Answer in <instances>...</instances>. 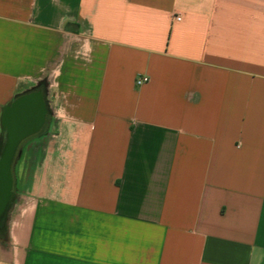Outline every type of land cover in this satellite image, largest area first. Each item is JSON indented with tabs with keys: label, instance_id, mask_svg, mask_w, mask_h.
<instances>
[{
	"label": "crops",
	"instance_id": "1",
	"mask_svg": "<svg viewBox=\"0 0 264 264\" xmlns=\"http://www.w3.org/2000/svg\"><path fill=\"white\" fill-rule=\"evenodd\" d=\"M40 86L0 264H264V0H0V144Z\"/></svg>",
	"mask_w": 264,
	"mask_h": 264
},
{
	"label": "water",
	"instance_id": "2",
	"mask_svg": "<svg viewBox=\"0 0 264 264\" xmlns=\"http://www.w3.org/2000/svg\"><path fill=\"white\" fill-rule=\"evenodd\" d=\"M47 108L42 90L21 95L7 107L3 126L7 130L0 144V219L4 217L13 194L12 166L18 147L25 139L40 132L46 122Z\"/></svg>",
	"mask_w": 264,
	"mask_h": 264
},
{
	"label": "rangeland",
	"instance_id": "3",
	"mask_svg": "<svg viewBox=\"0 0 264 264\" xmlns=\"http://www.w3.org/2000/svg\"><path fill=\"white\" fill-rule=\"evenodd\" d=\"M47 144L48 139L44 135L35 140L32 145L26 146L22 150V154L18 157L14 170L17 175V190H20L23 186V189H26L30 185L32 176L44 157Z\"/></svg>",
	"mask_w": 264,
	"mask_h": 264
},
{
	"label": "flooded vegetation",
	"instance_id": "4",
	"mask_svg": "<svg viewBox=\"0 0 264 264\" xmlns=\"http://www.w3.org/2000/svg\"><path fill=\"white\" fill-rule=\"evenodd\" d=\"M39 90H42V92H43L44 95H45V101L48 102V99H47V90H46V88H45L44 86H40L39 89H34V88H33V89H31V90L25 92L24 94H28V93H32V92H37V91H39ZM24 94H22V95H24ZM47 106H48V107H47ZM46 108H47L46 122H45L43 128L40 130V132H38V133H36V134L30 136L29 138L25 139L24 141H22V143L20 144V146L18 147V150H17V152H16V156H15V158H14V163H13L12 168L15 167L14 165L16 164L17 159H18V157L20 156V152L24 149V147L27 146L29 143H31V142L37 140L38 138H40V137H42V136H44V135L46 134V132H47V130H48V127H49V125L47 126V124L49 123V119H50V118H49V113L52 114L49 102H48V105L46 104ZM49 124H50V123H49Z\"/></svg>",
	"mask_w": 264,
	"mask_h": 264
},
{
	"label": "built area",
	"instance_id": "5",
	"mask_svg": "<svg viewBox=\"0 0 264 264\" xmlns=\"http://www.w3.org/2000/svg\"><path fill=\"white\" fill-rule=\"evenodd\" d=\"M177 19L180 20L181 18L178 17ZM146 82H148V78H147V77H139V78L136 80L137 85H143V84H145Z\"/></svg>",
	"mask_w": 264,
	"mask_h": 264
},
{
	"label": "trees",
	"instance_id": "6",
	"mask_svg": "<svg viewBox=\"0 0 264 264\" xmlns=\"http://www.w3.org/2000/svg\"><path fill=\"white\" fill-rule=\"evenodd\" d=\"M40 87H35L34 89H39ZM46 104L48 105V102L46 101ZM48 107V106H47ZM51 117H52V114L51 113H49V123H50V120H51ZM49 123L47 124V126L49 125ZM14 163V162H13ZM15 166V165H14ZM14 168L15 167H13L12 168V173H13V178L15 177V172H14Z\"/></svg>",
	"mask_w": 264,
	"mask_h": 264
}]
</instances>
